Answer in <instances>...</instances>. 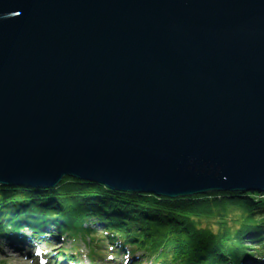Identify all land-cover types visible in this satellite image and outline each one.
Returning <instances> with one entry per match:
<instances>
[{
  "label": "water",
  "instance_id": "1",
  "mask_svg": "<svg viewBox=\"0 0 264 264\" xmlns=\"http://www.w3.org/2000/svg\"><path fill=\"white\" fill-rule=\"evenodd\" d=\"M264 193V0H0V186Z\"/></svg>",
  "mask_w": 264,
  "mask_h": 264
},
{
  "label": "trees",
  "instance_id": "2",
  "mask_svg": "<svg viewBox=\"0 0 264 264\" xmlns=\"http://www.w3.org/2000/svg\"><path fill=\"white\" fill-rule=\"evenodd\" d=\"M99 224L97 235L92 226ZM26 228L40 242L50 239L41 234L54 238L56 232L71 242L87 241L92 262L104 246L121 250L113 255L120 263L135 257L150 264L264 262V193L169 199L114 191L70 177L52 189L0 186V236H15ZM24 236L18 238L33 241ZM55 256L60 263L75 260V254L66 257L63 251Z\"/></svg>",
  "mask_w": 264,
  "mask_h": 264
},
{
  "label": "rangeland",
  "instance_id": "3",
  "mask_svg": "<svg viewBox=\"0 0 264 264\" xmlns=\"http://www.w3.org/2000/svg\"><path fill=\"white\" fill-rule=\"evenodd\" d=\"M9 187H13V186H9ZM22 224L26 226V224L24 223ZM95 226H96L95 231L97 232V235H99L98 233H100V230H101L100 224L95 225ZM21 234H24L25 236L30 237L34 233H32L30 230L26 228V230H21L19 234L17 233L15 236L11 235V237H17L18 235L21 236ZM47 235H49L50 237V239L48 240L46 239V241L44 242L46 243L47 247L46 245L42 246L41 244L36 245V246L35 245L26 246L25 244H23L22 246H25V247L19 251L18 249L11 247V245L9 244L8 237L0 236L2 237L0 238V264H42L43 259L41 258V256H44L48 259V263L46 264H70L69 262H65V261H64L65 263H60L59 261L55 259L56 257L55 254L58 251L65 252L67 257L71 254H75L74 261H80L79 263L76 262V264H113L114 262L117 264H122V262L120 263V259H117V258L115 259L113 257V255H116V253L110 251V249L107 247L105 248V246L103 249H100V251H102V254H99L98 256L94 255L95 260L94 262H92L89 258L91 247L87 244V241L86 243L83 240H78V241L76 240L74 242H71L68 240V238L64 239L61 236V234L57 232L55 233V235L57 236L54 238L52 237L51 233L49 234L45 233L44 235L41 234L40 236L47 237ZM62 235L64 236L65 234H62ZM48 245L50 248H48ZM15 246L18 247L17 243L15 244ZM26 247L32 248V250L34 251L35 253L34 260L25 253ZM109 253L111 254V257L108 258L107 260V255ZM136 258L137 257L134 258L135 261H136ZM251 262L252 263L255 262V264H263V263H260L261 262L260 260H256V259H249L244 264H251ZM141 264H150V263L146 261V262H142Z\"/></svg>",
  "mask_w": 264,
  "mask_h": 264
},
{
  "label": "bare ground",
  "instance_id": "4",
  "mask_svg": "<svg viewBox=\"0 0 264 264\" xmlns=\"http://www.w3.org/2000/svg\"><path fill=\"white\" fill-rule=\"evenodd\" d=\"M93 227V229L95 230V225H93L92 226ZM52 230L53 229V227H48L47 228V230ZM53 231H54V229H53ZM25 237V236H24ZM24 240H22V239H20V238H18V236L17 237H12V238H10V245H11V247H14V248H16V249H18V251L19 250H21L22 248H24L25 246H22L21 244H22V242H23ZM13 243H17V246L18 247H16L15 245H12ZM30 244V243H29ZM33 243H32V241H31V245H32ZM13 248V249H14ZM110 251H112V252H114V253H116V254H121V250H115V248L113 247ZM25 253L27 254V255H29L30 256V258H32L33 260L35 259V253H34V251L32 250V248H28V247H26L25 248ZM67 257V256H66ZM111 257V254L109 253L108 255H107V260H108V258H110ZM44 259H46L47 261H48V259L46 258V257H43ZM32 260V261H33ZM46 260H44L43 262H42V264H46ZM76 262L77 263H79L80 261H74V262H72L71 264H76ZM65 263V262H64Z\"/></svg>",
  "mask_w": 264,
  "mask_h": 264
}]
</instances>
